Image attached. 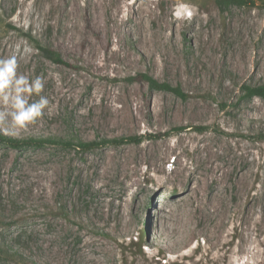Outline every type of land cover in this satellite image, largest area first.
I'll list each match as a JSON object with an SVG mask.
<instances>
[{
    "label": "rangeland",
    "instance_id": "rangeland-1",
    "mask_svg": "<svg viewBox=\"0 0 264 264\" xmlns=\"http://www.w3.org/2000/svg\"><path fill=\"white\" fill-rule=\"evenodd\" d=\"M143 1L0 0V59L49 99L0 133L99 144L0 141V264H264V97L242 89L264 84V0H153L146 27L164 43L149 46L134 32ZM151 150L154 166L128 161Z\"/></svg>",
    "mask_w": 264,
    "mask_h": 264
},
{
    "label": "clouds",
    "instance_id": "clouds-1",
    "mask_svg": "<svg viewBox=\"0 0 264 264\" xmlns=\"http://www.w3.org/2000/svg\"><path fill=\"white\" fill-rule=\"evenodd\" d=\"M187 7L190 11L185 18L190 20L194 6ZM43 88L44 81L40 77L29 80L17 74L15 55L0 59V129L9 134L11 129L26 128L41 117L49 105V99L40 95ZM33 94L39 99L33 101Z\"/></svg>",
    "mask_w": 264,
    "mask_h": 264
},
{
    "label": "trees",
    "instance_id": "trees-1",
    "mask_svg": "<svg viewBox=\"0 0 264 264\" xmlns=\"http://www.w3.org/2000/svg\"><path fill=\"white\" fill-rule=\"evenodd\" d=\"M219 4L225 5V4H238V5H243L247 4L249 0H218ZM46 52L48 56L55 61L56 63L59 64H66L69 66L73 67V64H70L69 62L65 61L61 54L53 49L52 47H47ZM138 79L141 81H146L151 89H165V90H170L176 93L177 95L185 97V93L179 86H172L171 84L167 82H160L156 78L148 75V74H140L138 76ZM242 89L245 91L244 98H251L255 96L259 97H264V84H257V85H252V84H243ZM141 137L133 136L129 137L128 141H133V142H139ZM123 141H126L122 139ZM0 141L8 143L12 146H23V145H29V144H36V145H41L43 143H57L61 144L64 146H77L79 148L88 150L94 147L95 145H99L97 141H88L84 142L81 141L77 138H69V139H62L60 137L56 138H34V137H24V138H13L10 136H5L4 134L0 133Z\"/></svg>",
    "mask_w": 264,
    "mask_h": 264
},
{
    "label": "bare ground",
    "instance_id": "bare-ground-1",
    "mask_svg": "<svg viewBox=\"0 0 264 264\" xmlns=\"http://www.w3.org/2000/svg\"><path fill=\"white\" fill-rule=\"evenodd\" d=\"M123 1L124 0H116V3L120 4ZM152 1L153 0H145V1H143V3H140V4H138L136 6V10H135L136 16H137L136 17V22H135L137 24V29L134 32L136 34V37H138V38L142 37L141 38V42L144 45H148V46H149V42L153 45V43H160L164 39L163 38L164 33H162V30L160 28H158V31L148 32L147 27H146L147 22L148 21H153L155 19V17H156V11H155L154 7L151 4ZM135 4L136 3H132L133 6H135ZM132 17H134V16L130 15V18H132ZM163 26L166 27V25H163ZM163 43H164V40H163ZM154 49H155L154 47L153 48L147 47L146 52L148 54H151ZM163 53H164L165 57H167V58L171 57V54L169 53V51L164 50ZM123 58L128 64L136 62L135 56L132 53H130L129 51H124ZM112 95H114V94H112ZM123 95H125V94H123ZM119 99H124V96L122 97L120 95ZM125 100H126V98H125ZM126 103H127V105L125 106L126 110H128L130 112L137 111V106H135L134 104L128 103V101ZM162 152L166 153V152H169V150H168V148H166V149H163ZM157 156H158V154L155 151L151 150V151L144 152V153H141V154H135V155H133V157L132 156L129 157L128 161L135 162L133 159L137 160L138 162H144V161L148 162L149 161L154 166V164L157 163L156 162V157ZM158 157H160V156H158ZM171 173L172 172L169 173V176L171 175ZM168 181H171L170 177H168ZM182 181L183 180H181V178H180L178 180V182H175V185H176V183H179L181 185ZM175 185H174V187H175ZM177 186H178V184H177ZM182 188H184L183 189L184 191L181 192V195L179 196L180 199L185 198L186 188H188V193L187 194L194 193L193 185H191V184H188V187H184V185H182ZM165 208L166 207L162 203L161 208L158 210L159 214L160 213L163 214V215H160V216H165V215L170 216V211L165 210Z\"/></svg>",
    "mask_w": 264,
    "mask_h": 264
}]
</instances>
